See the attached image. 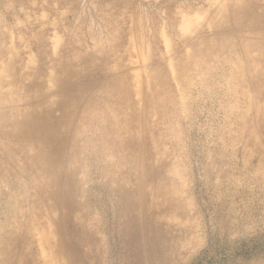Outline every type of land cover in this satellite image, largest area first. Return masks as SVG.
Instances as JSON below:
<instances>
[{"label":"bare ground","instance_id":"obj_1","mask_svg":"<svg viewBox=\"0 0 264 264\" xmlns=\"http://www.w3.org/2000/svg\"><path fill=\"white\" fill-rule=\"evenodd\" d=\"M218 13L222 31L231 22V40L217 36L215 50L231 51L209 68L225 89L211 83L208 96L223 116L228 139L218 153L231 169L246 119L264 117V2L227 0ZM5 24L0 17V87H9L0 92V264H185L181 255L197 231L179 195L181 168L193 173L196 156L204 174L211 171L204 145L192 139L198 97L161 89L159 73L150 89L137 79L130 86L125 68L105 67V57L102 67L83 52L85 37L75 43L69 33L57 54L19 63L2 44L13 38Z\"/></svg>","mask_w":264,"mask_h":264},{"label":"rangeland","instance_id":"obj_2","mask_svg":"<svg viewBox=\"0 0 264 264\" xmlns=\"http://www.w3.org/2000/svg\"><path fill=\"white\" fill-rule=\"evenodd\" d=\"M226 1L4 0V6H0V17L13 37L11 43L3 40L2 44L10 47L19 63L32 57L30 64L35 66L42 61L36 58L38 53L48 58L54 49L57 54L59 46L68 42L69 33L75 43L85 37L83 52L97 56L96 62L102 67L105 57V67L125 68L130 86L137 79L141 88L150 89V76L159 73L156 85L161 89L174 96L183 93L198 97L196 110L200 114L195 118L192 139L204 145L202 163L211 171L205 175L196 156L189 162L193 173L185 174L186 165L181 168L184 179L179 195L186 200L189 219L197 231L196 243L181 255L185 264H241L264 258V117L255 120L250 114L246 119L230 169L218 153L221 143L228 139L223 116L208 96L211 83L217 84V90L225 89L216 71L209 68L213 69L231 51L226 47L215 50L217 36L226 42L231 40V22L223 31L218 25V9ZM38 30L43 33L41 43ZM31 39L35 49L27 47ZM96 45H100L99 50ZM79 68L78 63L73 66ZM100 73L96 74L98 80ZM230 73L226 67L220 75L225 78ZM80 75L88 76L87 72ZM8 88L3 85L0 92L7 95ZM202 89L207 96L201 93ZM208 105H212L213 112ZM258 105L263 106V101ZM168 140L174 137L169 135ZM202 149V145L195 146L197 153ZM10 170L12 175L18 174L16 169ZM25 170L32 175L30 167ZM189 188L192 194L185 192Z\"/></svg>","mask_w":264,"mask_h":264}]
</instances>
